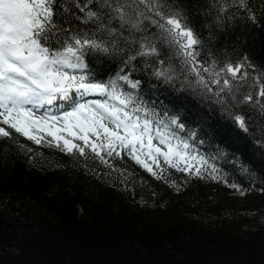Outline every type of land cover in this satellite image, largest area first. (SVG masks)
<instances>
[{"label":"snow or ice","instance_id":"snow-or-ice-1","mask_svg":"<svg viewBox=\"0 0 264 264\" xmlns=\"http://www.w3.org/2000/svg\"><path fill=\"white\" fill-rule=\"evenodd\" d=\"M195 11L206 36L183 0H0V137L94 154L125 184L132 174L111 159L125 153L177 191L171 169L185 183L227 184L219 161L232 154L211 150L207 113L189 122L165 93L191 94L245 133L256 124L264 143V65L214 43L237 26L264 27V12L252 0H197ZM231 163L254 184L241 159Z\"/></svg>","mask_w":264,"mask_h":264},{"label":"trees","instance_id":"trees-1","mask_svg":"<svg viewBox=\"0 0 264 264\" xmlns=\"http://www.w3.org/2000/svg\"><path fill=\"white\" fill-rule=\"evenodd\" d=\"M183 2L206 36L197 0ZM252 4L264 12V0ZM214 43L238 44L264 65V27L237 26ZM165 96L166 103H185L189 122L207 113L211 150L220 144L232 154L219 161L228 183H185V174L171 169L177 191L124 154L111 159L132 174L135 182L125 184L94 154L37 145L16 133L15 140L0 137V264H264V143L256 142L257 125L245 133L191 94ZM233 155L248 166L254 184L231 163ZM233 181L247 191L241 195Z\"/></svg>","mask_w":264,"mask_h":264}]
</instances>
